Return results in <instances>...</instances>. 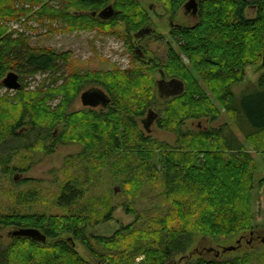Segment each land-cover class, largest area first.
<instances>
[{"label": "trees", "instance_id": "trees-1", "mask_svg": "<svg viewBox=\"0 0 264 264\" xmlns=\"http://www.w3.org/2000/svg\"><path fill=\"white\" fill-rule=\"evenodd\" d=\"M45 1L0 0V78L12 72L22 82L28 77L49 75L55 83L57 75L61 78L68 70L66 54L32 48L24 33L8 32L6 27L8 22L26 17ZM55 1L57 5H45L27 21H61L70 32L94 28L101 32L111 30V34L119 24L129 33L139 32L149 22L135 0H115L113 5H109L111 0ZM186 1L164 0L172 14ZM109 6L114 14L101 18L100 13ZM249 7L255 10L252 18L245 16ZM195 16L193 26L171 30L170 38L178 53L169 49L163 69L158 71L169 82L181 84V92L175 95H162L158 81L148 90L138 70L71 73L65 79L64 89L45 91L40 87L29 93L26 105L13 106V101L0 99L1 173H23L27 167L14 165L16 157L42 148L46 139L52 137L50 125L63 118L62 106L55 112L47 111V100L61 92L68 100L86 83L97 84L110 101L102 108L106 112L89 110L66 117L67 132L57 137V143L81 140L76 134L82 131L83 151L75 157L82 166L87 157L86 164H102L107 170L109 167L126 197L144 196L155 202L153 208L142 214L121 204L125 214L135 217L130 225L109 238L87 236L84 230L99 222L85 213L87 208H74L89 189H84L83 183L80 185L81 180L68 179L54 200L56 208L67 212L65 216L0 209V227L15 231L36 229L52 242L41 244L12 236V243L0 250V264H89L77 254L73 241L99 264H130L138 256H145V264H169L175 255L187 249L195 235L232 236L249 231L250 238L253 237L250 211L256 164L233 135L225 138L222 128L200 130L180 135L176 146L169 147L144 134L135 120L147 109L148 116L157 93L163 97L165 107L161 116L155 113L153 123L159 129L179 132L186 120H214L217 109L212 107L206 88L226 112L241 117L246 140L253 149L264 151V143L256 146L252 142H264V73L256 87L246 89L238 100L231 91L233 85L243 81L245 69L257 64L264 54V0H199ZM126 37L130 46V37ZM180 56L187 60L196 77ZM149 83L152 84L151 79ZM24 88L21 85L15 92L22 101L26 96ZM25 120L29 127L22 129ZM144 120L141 124L145 130ZM53 139L46 148L50 152L56 145V138ZM67 162L73 163V158ZM32 181L11 183L19 187ZM6 195L13 206L28 205L36 198L34 191L16 188H10ZM113 209L108 210L102 222L110 220ZM252 256L245 254L231 260L200 258L186 264H249ZM260 263L264 264V255Z\"/></svg>", "mask_w": 264, "mask_h": 264}, {"label": "rangeland", "instance_id": "rangeland-1", "mask_svg": "<svg viewBox=\"0 0 264 264\" xmlns=\"http://www.w3.org/2000/svg\"><path fill=\"white\" fill-rule=\"evenodd\" d=\"M135 1L139 9L149 18L148 24L139 30L147 27L151 30L149 35L140 39L135 38L138 31L128 33L122 24H119L113 29L114 33L111 34V30L101 32L94 28L70 32L65 30L66 24L61 21L51 22L50 20H46L43 24H38L35 19L27 21L34 12L41 11L45 5H57L58 2L55 0H46L26 17L8 22L6 24L8 32L16 31L18 33H24L28 45L32 48L47 50L57 54H66L68 58V70L66 69L64 76L61 78L57 75L55 83L54 79L49 75H37L28 77L22 82L19 81L22 87L23 85L26 87L23 91L26 96L24 95L22 97L24 101L17 98V95H15L16 91H9L1 84L5 77L4 75L0 78V99L7 98L8 101H13L10 104L13 106L20 105V103L26 105V102L28 103L30 99L28 98L29 93H34L40 87H43L45 91H55L60 87L64 89V85L66 84L65 79H68L71 73H81L83 75L90 72L93 74V72H133L139 70L141 75H143L142 80L148 86L147 89H151V85L153 87L157 81L161 80L158 71L163 69L168 50L172 49L178 53L177 46L170 38L171 30L175 27L193 26L197 18L191 15V9L189 12H186L184 9V5L189 0L181 5L173 14L166 6L164 0ZM247 1L251 2L252 0ZM114 2L115 0H111L109 5H113ZM254 14L255 10L252 7H249L245 11L247 18L254 17ZM126 35L130 37L131 49L128 48L129 45H127ZM137 50L139 53H136ZM180 58L192 75L196 77L187 60L182 56ZM263 73L264 54L260 57L257 64L245 69L243 81L231 87L235 99L238 100L242 92L246 89L256 87L257 81ZM149 79H151L152 84L149 83ZM163 80L169 82V79L166 80L165 77ZM98 88L99 90L101 89L97 84L86 83L78 94L68 98V100L62 92L52 95L47 100L45 103L47 111L52 113L62 106L63 118L53 123V126L50 125L49 130H51L50 134L52 137L46 139L41 146L42 148L36 149L35 151L22 152L16 157L14 165L17 167L20 165L26 166V172H15L3 175L0 166V209H4L5 211L7 209H15L16 211L27 213L33 212L65 216L67 212L56 208L54 200L60 186L66 180L76 178L77 181L81 180L79 181L80 185L82 183L84 184L82 185L84 189L88 188L89 190L86 192L85 198L79 201L77 207L74 209L87 208L88 211L85 213H89L93 219H97L99 222L96 225L86 228L84 230L85 235L109 238L120 228L130 225L135 219L133 215L125 214L124 208L119 205L131 206L141 214L145 209L150 210L154 207V199L145 198L144 196L136 198L126 197L122 189L113 180V175L109 167L107 170L102 164L96 165L99 168L93 166L98 163L86 164L87 157L83 160L85 163L82 166L75 159L83 151V143H85V140L81 135L82 131L76 134L81 136V140L65 142L63 144L57 143V137L60 138L67 132L65 131L67 128L66 117L82 115L89 110H93L95 113H99L100 111L106 112V110L99 106L95 108L84 106L80 100V95L83 92ZM204 89L212 107L217 109V117L214 120H209L206 117L186 120L180 127L179 132H168L159 129L153 123L147 133L141 124V120H144L147 116V109L142 117L135 119L137 126L139 130H142L144 134L150 136L157 143L169 147L176 146L180 135L198 132L200 130L222 128L225 138L233 135L256 164L255 188L252 193L250 211L253 219V228L251 230L254 232V235L250 238L251 232L249 231L240 232L232 236L195 235L192 237L187 249L175 255L170 263L186 264L195 262L200 258H206L207 260L213 258H217L218 260H231L236 257H242L245 254H250L253 255V259L249 264H263L260 263V258L264 255V151H255L250 143H248L244 134L241 117L226 112L216 101L214 95L206 88ZM164 90L161 93L162 95H166ZM50 93L52 94V92ZM161 97L157 93L154 99V106L151 108L152 112L157 113L158 116H161V113L165 109L164 100L163 97L160 99ZM28 123V120H25L22 129L28 128ZM53 138H56V145L50 152L46 148L52 143ZM252 142L256 146L264 143L261 140H252ZM69 158H73L74 162L68 164L70 163L67 162ZM24 179H31L33 181L28 185H21L19 187H14L11 183V180L18 183ZM84 179L87 180L84 181ZM10 188H16V191L20 190L23 192L34 191L36 198L28 205L13 206L12 202L9 201V197L6 195ZM111 207H114V209L110 220L102 222L103 216ZM13 231L15 229L10 227H0V250H5L12 243ZM48 243H52L51 240L47 239L45 244ZM72 246L84 261L89 264H99L79 243L73 241ZM145 261V256H138L130 264H145Z\"/></svg>", "mask_w": 264, "mask_h": 264}, {"label": "water", "instance_id": "water-1", "mask_svg": "<svg viewBox=\"0 0 264 264\" xmlns=\"http://www.w3.org/2000/svg\"><path fill=\"white\" fill-rule=\"evenodd\" d=\"M199 1V0H198ZM198 1L196 0H189L188 3L184 5V9L186 12H189L190 9L191 15L195 16L197 13V5ZM114 14V11L112 7H107L104 9L101 13L100 16L103 19L110 18ZM151 30L149 28H144L140 30L136 35L135 38L140 39L144 36L149 35ZM136 53H139L137 50ZM159 75L161 77V80L158 81V87L159 91L162 92L164 90L166 92V95H175L179 92H181V84L178 83L177 81H170L166 82L163 80L164 76L159 72ZM1 84L9 91H18L21 87L19 81H18V76L15 73H8L5 78L2 80ZM80 100L84 106L95 108V107H101V108H106L110 101L108 97L105 95V93L99 89H89L88 91L83 92L80 95ZM156 119V114L153 113L152 111L148 112L147 119L143 121L144 128L147 132H149V127L152 125L153 121ZM13 237H22V238H28L31 239L32 241L44 244L46 242V237L39 232L36 229H20L12 232Z\"/></svg>", "mask_w": 264, "mask_h": 264}, {"label": "bare ground", "instance_id": "bare-ground-1", "mask_svg": "<svg viewBox=\"0 0 264 264\" xmlns=\"http://www.w3.org/2000/svg\"><path fill=\"white\" fill-rule=\"evenodd\" d=\"M217 132V131H216ZM221 135V134H220ZM222 136V135H221ZM257 136V135H256ZM215 137V136H214ZM229 141H231V140H229ZM225 143V142H224ZM228 143V142H227ZM230 143V142H229Z\"/></svg>", "mask_w": 264, "mask_h": 264}]
</instances>
